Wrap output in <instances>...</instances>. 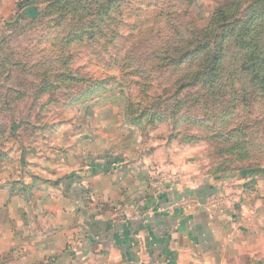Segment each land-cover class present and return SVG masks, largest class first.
Segmentation results:
<instances>
[{
    "label": "rangeland",
    "instance_id": "374dc122",
    "mask_svg": "<svg viewBox=\"0 0 264 264\" xmlns=\"http://www.w3.org/2000/svg\"><path fill=\"white\" fill-rule=\"evenodd\" d=\"M35 1L0 24L2 225L36 213L13 206L71 203L89 163L116 174L130 157L224 175L219 196L243 208L244 189L264 197V0Z\"/></svg>",
    "mask_w": 264,
    "mask_h": 264
},
{
    "label": "crops",
    "instance_id": "0c3cea01",
    "mask_svg": "<svg viewBox=\"0 0 264 264\" xmlns=\"http://www.w3.org/2000/svg\"><path fill=\"white\" fill-rule=\"evenodd\" d=\"M33 7L38 9L35 0H0V24L31 18ZM18 10L19 16L14 17ZM150 157L120 160L121 170L116 174L117 165L108 167L113 161L89 163L87 175L76 179L72 175L71 203L13 206L36 213L16 226L0 222L5 236L0 254L20 252L21 260L28 264L264 261L263 195L252 200L251 191L244 189L243 208L219 196L225 188L221 183L226 181L224 175L160 176L156 175L160 169L175 172V162ZM33 183L37 189L47 190L41 179ZM237 186L230 185L227 192L240 190ZM31 189L25 187L23 192L30 194Z\"/></svg>",
    "mask_w": 264,
    "mask_h": 264
},
{
    "label": "trees",
    "instance_id": "16d2710c",
    "mask_svg": "<svg viewBox=\"0 0 264 264\" xmlns=\"http://www.w3.org/2000/svg\"><path fill=\"white\" fill-rule=\"evenodd\" d=\"M19 19H20V17L18 18V21H19ZM18 21H17V22H18Z\"/></svg>",
    "mask_w": 264,
    "mask_h": 264
}]
</instances>
